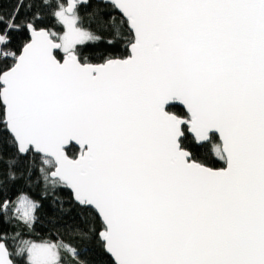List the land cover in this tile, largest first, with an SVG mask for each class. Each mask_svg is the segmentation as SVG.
Segmentation results:
<instances>
[{"label":"snow or ice","instance_id":"snow-or-ice-1","mask_svg":"<svg viewBox=\"0 0 264 264\" xmlns=\"http://www.w3.org/2000/svg\"><path fill=\"white\" fill-rule=\"evenodd\" d=\"M0 264H264V0H0Z\"/></svg>","mask_w":264,"mask_h":264}]
</instances>
